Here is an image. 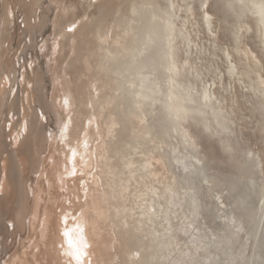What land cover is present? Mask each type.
I'll return each instance as SVG.
<instances>
[{"label": "rangeland", "instance_id": "1", "mask_svg": "<svg viewBox=\"0 0 264 264\" xmlns=\"http://www.w3.org/2000/svg\"><path fill=\"white\" fill-rule=\"evenodd\" d=\"M206 2L209 3V9L204 12ZM139 3L145 6L139 8L140 13L135 15L132 8ZM169 5L172 7V20H175L170 38L172 60L176 63L171 88L177 97L173 102L193 108L205 87L211 94L213 105L218 106L224 116V122L228 126L224 133L220 132L208 112L207 124L192 112L176 119L166 114L167 109L162 101L164 94L170 93L169 72L165 68L169 59L161 57L164 47L161 36L165 27L160 18L150 23V17L155 11V14L161 15V9ZM205 15L211 17L209 25L204 19ZM101 17L103 18L100 19ZM83 22L95 23V28L102 37H106L107 47L112 51H116V48L108 41L118 38H122L128 47H146L153 41V50H149L146 55H153L155 62L149 73L153 79V89L141 88L143 94L151 93L155 97L154 103L149 104L148 98L141 95L140 105L143 109L129 101L122 106L121 111L117 93H112L110 113L117 124L113 136L107 139V149L110 150L102 166L99 165L97 154L94 162L97 171L94 184L96 199L103 212L101 219L94 222L95 236L90 245L93 264H142L139 260L147 254L146 250L139 249L138 244L133 240L128 241V238L137 237L144 245L150 234L163 229L158 208L164 200L162 194L155 196L162 191V186L174 198L184 191L179 179L181 176L177 177L181 175V169L174 162L171 163L174 166L170 164L172 160L168 154L169 146H175L176 151L182 148L183 132L190 137L196 155L206 162V171L209 172L208 180L196 178L195 181L198 180L194 181L202 203V212L195 221L194 228L197 236L205 243L212 240L213 234L222 236L236 230L233 224H221V220L227 216L229 206L234 207L236 204L234 201L230 202L229 198L232 197L228 194L231 188L235 192L239 190V181H243L241 185H244L248 179L253 178L255 193L250 214L244 215L241 210L236 209L241 230L235 233L234 251L242 249L251 219L257 211L264 208L261 188L264 178V37L263 26L255 16L247 9L242 10L237 0H0V37L4 39L2 46L8 49L10 56L14 55V59L18 57L15 74L10 76L14 78L12 84L5 82V87L0 84V264H69L70 258L59 251L57 224L64 219L61 215L71 212L73 204L60 206V202H57L55 205L61 209L60 213L56 208L53 210L54 214L51 213L52 216L47 212L48 233L40 232L44 223V209L51 207L50 197L57 192L60 183L57 167L64 161L68 162L69 158L68 147L59 146L62 144L61 121L64 124L67 114H62L61 120L60 106L56 104L55 107L54 101L58 103L62 86L67 88L69 94L73 93L69 106L72 112V141L81 135L79 130L84 127L87 112L90 114L89 109L93 108L95 111V103L88 107L93 97L94 85L95 90L98 89L97 95L102 98L99 60L106 66L113 61L102 52L95 54L98 58L96 63L90 59L86 67L84 63L87 60L83 54V62L73 58V48L70 46L73 32L69 33L67 29L75 24L76 28L73 30H77ZM151 24L156 29L152 34V41L147 42L145 33ZM142 41L145 42L144 45L141 44ZM59 45L62 49L57 52ZM77 47L83 48L76 46V50ZM127 53L130 51L127 50ZM127 57L120 59L124 65L128 63ZM230 66L233 67L231 72ZM76 71L82 76L77 85L69 82L74 79ZM125 71L128 75L131 72ZM127 74L126 78H134L132 74ZM40 78L42 80L36 85ZM28 87L37 88L29 92L30 97L37 99L38 92L43 95L41 103L32 101V98L30 100L31 106L37 105L35 109L40 115L43 110L46 134L42 136H37L36 133L26 135L22 127L25 119L28 124L30 122L29 112L24 117ZM187 94L191 100L183 98ZM14 100L18 106L12 107ZM131 110L142 111V120L137 121L127 113ZM96 119L99 121L100 117L96 116ZM160 121L161 125L164 124L162 131L158 128ZM173 122L178 124L175 132L171 129ZM148 129L149 134L143 133ZM92 130L89 127V131ZM164 130H168L166 134ZM53 137L57 139L53 141ZM92 139L95 145L96 135ZM67 143L69 141L63 144ZM247 156L252 160L251 163H246ZM35 158L29 172H24L23 165L29 166ZM51 158H54L55 165H50ZM146 162H150L149 165ZM253 163L256 165L254 169ZM49 166L56 182L52 193H48L47 189L46 172L50 173ZM64 167L62 165L61 171H64ZM18 174L24 183L26 195L25 214L21 223L12 218L11 209L16 198L9 188L11 175ZM129 175L132 177L129 178ZM103 191L106 198L102 201ZM3 195L7 200L4 204ZM35 209L38 218L32 223ZM169 209L178 210L182 220H188L191 216L189 199L181 200L177 207L170 206ZM215 209L217 216L214 214ZM72 219L71 215H67L66 222L61 224L69 225ZM174 220L172 225L178 223V218ZM259 225L258 229L261 231L262 222ZM174 226L165 231L163 238H167L169 232L175 233ZM84 232L80 234L86 241ZM190 233H187L189 236L183 235L188 239ZM127 234L130 236L127 237ZM261 234L258 235L259 239L262 236L264 241V230ZM178 235L175 242L177 240L180 243L172 241L170 257L177 252L179 246L186 247L187 243L181 244L187 242L186 237ZM195 246L196 244L191 248ZM159 261L156 258L152 264H158ZM227 263L228 256L220 249L218 261L214 264ZM251 264H264V259L258 257Z\"/></svg>", "mask_w": 264, "mask_h": 264}, {"label": "bare ground", "instance_id": "2", "mask_svg": "<svg viewBox=\"0 0 264 264\" xmlns=\"http://www.w3.org/2000/svg\"><path fill=\"white\" fill-rule=\"evenodd\" d=\"M237 1L240 3L242 10L247 9L249 13L253 14L255 18L257 19V21H259L262 24L263 37H264V0H237ZM144 6L145 4L143 3H139V5H134L132 8L133 14L139 12L138 9ZM155 12L151 13L150 23L156 18H160L163 21L165 32L161 36V38L163 39V46H164L162 49L161 57L169 59V61L166 62L165 68L167 69V72H169L168 82H169L170 88L168 89L170 93L164 94L165 98L162 101L165 108L167 109V112H166L167 116L173 119H176L178 117L186 116L187 113L192 112L198 115L207 124L208 117L206 113L208 112L210 113V117L213 119V121L215 122L220 132L221 131H223V133L226 132L225 129H227L228 126L224 122V116L221 113V109L218 108V106L215 107L213 105L211 101V96H210L211 94H209L208 90L205 87H203V89L201 90L197 104L193 108H190L191 106L187 108L182 105L174 104L173 99L177 96L172 92V88H171L173 86V83H172V80L174 78L173 73L175 72V69H176V63L174 62V60H172L173 59L171 55L172 45L170 41V38L172 36V25L174 23L173 22L174 19L172 20V16H173L172 7L171 5L165 6L163 9H161V15H159V13H156L158 14L156 15ZM102 18L103 17H101L100 19ZM205 21L209 25V21L208 20H205ZM155 29L153 25L151 24L149 29L145 33V37H147V42L152 41V34H154ZM125 34H127L126 31H125ZM103 35H105L104 32H103ZM91 36H93L94 38ZM71 37L72 38H71L70 46L73 48L72 56H74L73 58L78 59V61L80 60L83 62L82 57H81V55L83 54V56H85L87 60L85 61L84 59L85 67L89 64L90 59L95 63L97 62L98 58L95 57V54L98 52H102L104 56L112 58L111 60L113 61L110 63V65L106 66L104 62H101V60H99L100 62L98 66H99V72L101 74L100 76L101 82L99 83L103 85L101 89L102 98H99V96L97 95L98 89L95 90L96 89L94 85L95 83H91L92 85H94V89H93V97H92V100L88 103V107L91 104L95 103L96 108L94 111L92 110L93 108L90 107L91 108L89 109L90 114L89 112H87L86 120L83 123L84 127L82 130L81 129L79 130V133L81 135L77 136L78 139L75 138L74 140L72 139L71 141V136H70V129H71V123H72V112L69 109V106L71 104V100L73 99L72 97L73 93L71 94L70 92L69 94L67 92V88H62L63 87L62 86L61 87L62 93L59 89L61 93V95L59 94V96L61 97L59 98L58 103L54 101L55 107H56V104L60 106L59 112L61 114V120H63L62 114L64 113L67 114L66 121L64 122V124H63V121H61V124L63 125L61 129L62 130L61 136H60L62 138L61 139L62 144L60 143L59 146L68 147L69 158L67 159L68 162L65 163L64 161V163H61L60 165L57 164L58 165L57 176L59 178L58 180L60 181V183L57 186L58 187L57 192H55L50 197L52 201L51 207H46L44 209V212H45L43 214L44 223L40 227V230H41L40 232L48 233V225H47V218H46L47 212L48 214L50 213L49 214L50 216H52L54 214L53 210L54 208H56V210L58 209L57 212L60 213L61 209L56 207L57 205H55L57 204V202L58 203L60 202L59 204L60 206L73 204L71 212H67L65 210V212L67 213H64L63 215H61L64 219L60 220V222H58L57 224V227L59 229V240H60L59 241V245H60L59 251L62 252L63 254H66L72 251V249L69 247L70 240L74 244H77L78 246V241L81 238L80 229L82 227L85 229L84 237L86 239V242H88L89 245H91L94 239V236H95V234L93 233L96 227L94 225V222L101 219V214L103 212V209H101L98 206L99 202L96 199L97 193H96V186L94 184H95V177H96L97 171L95 170L96 165L94 166V162L96 161L95 154H97V157L99 158L97 159L100 163L99 165L102 166L103 160L108 156V152L110 150V149H107V143L109 142L107 139L113 136L114 131H115V126L117 124L116 120L113 119L110 113V105L112 104V93L114 92L117 93V97L119 100L118 105H120L119 109L121 111L123 110L122 106L127 104L129 101H132L134 104L142 108L140 105L141 95H145V99L146 97L148 98L149 104L154 103V100H155V97L150 95L151 93L143 94L141 92V88L143 87L149 88L151 90L154 87L152 76L151 74H149L151 71L150 69L154 68V63H155L154 58H153L154 56L146 55V53H148L149 50L150 51L151 49L153 50L152 48L153 41L151 42V45L149 44L146 47H143V46L128 47L122 38H118L116 40L108 41L110 45L116 48V51H112L109 47H107V44H106L107 39H105L106 37L105 38L102 37V35L98 32L97 28H95V23L87 24L84 22H83V25L79 29L73 30V34H71ZM144 43L145 42L143 41L141 42L142 45H144ZM57 44L54 47V49L57 47ZM76 46H83V48L77 47V50H76L75 48ZM60 48L62 49V46L59 45V48L56 51L58 52ZM143 48H144V51H143ZM127 50H129L130 53H127ZM60 51L62 52V50ZM125 56H128L127 57L128 63L124 65V62L122 60L120 61V59H122ZM232 68H233L232 66L229 67V72L232 71ZM125 70H128L129 72L131 71L129 75L132 74L134 78H131V79L130 77L126 78L127 76L125 74L127 73H125L126 72ZM85 74H87V72H85ZM109 75L111 76L110 80H109L110 78ZM81 77H82L81 74L78 75V71H76L74 74V79L69 80V82L71 84L77 85L79 82H81ZM41 80H42L41 78L39 81L37 80L38 82H36V85H38ZM134 83L135 85H133ZM28 88L30 90L27 89L28 90L27 103H26L27 108L26 109L24 108V117L26 116L27 112H29L30 122L28 124V120L25 119L22 127L24 128V131H26V135H28L29 133L30 134L36 133L37 136H42L46 134V130L44 129V124H43L44 120L42 118L44 116V115L42 116L43 110L40 109L41 110V115H40V113H38V111L35 109L36 108L35 106L37 105L31 106L30 100L32 97H30L29 92L32 91L33 87L31 88L28 87ZM34 89H37V88L34 87ZM159 92L160 91H158V93ZM205 92H207L210 99H207V100L205 99ZM42 97L43 95L39 94L38 92L37 99L33 97L32 101L35 100L36 102L41 103ZM183 98L186 100H191V97L189 94L185 95ZM262 98L264 99V93H263ZM65 100L68 101L67 105H65L64 103ZM15 105H17V103L14 100V104H12V107H14ZM57 111L58 110H56V112ZM127 113H130L131 115H133L137 121L142 120L144 116V113L142 111H137V110L136 111L131 110ZM96 116L100 117L99 121H97ZM161 123L162 121H160L158 128L159 130L162 131V129H164V124L161 125ZM177 125L178 124L176 122H173L172 127H171L173 132H175ZM99 126H101L102 129ZM89 127H92L93 130L89 131ZM149 129L143 131V133L149 134L152 128L150 130ZM138 131L139 129H137V132ZM167 131L168 130H164L165 134L167 133ZM52 134L53 133H51L50 138L52 137ZM94 135H96L97 137V142L95 141L96 142L95 145L92 139ZM55 139H57V137L56 138L53 137V141ZM68 141L69 143L63 144L64 142L66 143ZM181 143L183 144L182 148L178 151H176L175 146H169L168 154H170V159L172 160L170 164L174 162L181 169V173H180L181 175L179 176L177 175V177L181 176V178H179L181 182L180 181L179 182L182 184L184 191L180 193L179 196L174 198L168 193L166 188L162 186V191L158 195H155V196H159L160 194H162L163 200H164V202L161 203L158 208L159 218L161 217V220L163 221V229L161 227L162 229L161 231L155 230L153 234H150V236H148L147 238V242L144 241L147 244H144V245L143 243H141V241H139V239H137V237L134 239L128 238V241L133 240L134 243L138 244L139 249H144L147 252V254L143 258H141L139 262H141L142 264H152L154 259L159 258L160 263L158 264H214L218 261V251L220 249H222L225 252V254L228 256L227 264H251L252 261L254 259H257L258 257L261 260L264 259V241L262 240V236H260V239L258 236V235H262L261 232L264 230V208H261L259 211H257L256 215L251 219L250 228H249V231L246 233L247 237L244 241L242 249L238 248V250L234 251L235 233L241 230L240 218L237 214V211L239 209L244 213V215L250 214L251 202H252L253 195L255 193L253 189V185H254L253 178L248 179L244 185H241L243 181L242 182L239 181L240 183L239 190L235 192L231 188L230 193L228 194L229 197H232V198H229L231 199L230 202L234 201L236 202V204L234 205V207L229 206L226 218L225 219L221 218L222 219L221 224L222 225L226 223L233 224L236 230H234V232L232 233H227V234L225 233L222 236H219V235L217 236L216 234H213L212 240L207 243H205V241L200 236H197V233H195L194 223L198 219L200 213L202 212V203H201V198L197 194V183H194V181L196 178H200L201 181L208 180L209 172L207 173L206 171L207 169L206 164H205L206 162L205 161L203 162V160H201L200 157L196 155L195 150L192 146V142L190 141V137L188 136L186 132H183L181 134ZM51 160L52 162H50L51 163L50 165L51 166L55 165V162H53L54 158H51ZM33 161L34 162L31 161L29 166L27 167L23 165L24 172L25 171L29 172L30 168L35 163L36 158ZM246 161H247L246 163L252 162V160L248 156H247ZM146 163L149 165L150 162H146ZM62 165L65 166L64 171H61ZM171 165L174 166V164H171ZM255 167L256 165L255 163H253L252 168L254 169ZM49 169H50V173L48 174L46 172L47 189H48V193H52L53 189L55 188L56 182L53 179L54 174L50 166H49ZM73 170H75V175H70V173H72ZM133 172H135V170L132 171V173ZM66 177L68 178L66 179ZM131 177L129 175V178ZM68 182L70 183L68 184ZM23 184L24 183L22 182V178L20 177V174L15 175V176L11 175L9 188L12 194L15 193V198H16V201L14 202V206L12 205L13 208L11 209V215L14 221L20 222V223L25 214L24 212H25V196L26 195L24 193L25 190H23V187H24ZM261 188H263V197H264V178L262 179ZM261 188H259L260 189L259 192H261ZM5 195H3L4 198H2V204L7 203V200H6L7 195L6 196ZM101 196H102L101 200L102 199L105 200L106 195L104 191L101 193ZM187 199H189V203H190L191 216L189 217L188 220H182V218L179 217L180 212L178 210H171L169 208L170 206L177 207L181 200H187ZM37 207L38 205L36 204V209ZM36 209L33 214L32 223L38 218ZM78 212H80V214H78ZM214 214L215 216H217L216 209L214 211ZM67 215H71L73 219L69 225H62L61 224L62 222H66ZM218 217L220 218V215ZM218 217L217 219H219ZM177 218H178V223L176 225L175 224L172 225L171 224V222L173 223L172 220L173 219L177 220ZM149 219L150 218H148V221ZM261 222H262V229L260 231L258 228ZM172 226L175 227V233L170 234L169 232V236L167 238L164 237L165 238L164 239L163 235L165 234V231L170 229ZM189 231L191 232L190 233L191 235L187 239V237L184 235H186ZM65 232L68 233L67 236L64 235ZM178 234H181V235L184 234L182 237H186L187 242L184 241V242H181V244L187 243L189 246H187V244H186V247L179 246V249L177 250V252H175L173 256L170 257L171 250H172V248H170V244H173L172 241H174V243H177V244L180 243V242H177V240L175 242V239H177L179 236ZM124 235H126V233ZM128 236L130 235L127 234V237ZM187 236L189 235L187 234ZM139 238L142 240L141 236ZM194 244H196V246L192 249L191 247ZM249 247H250V251L248 252ZM261 263H263V261H261Z\"/></svg>", "mask_w": 264, "mask_h": 264}, {"label": "snow or ice", "instance_id": "3", "mask_svg": "<svg viewBox=\"0 0 264 264\" xmlns=\"http://www.w3.org/2000/svg\"><path fill=\"white\" fill-rule=\"evenodd\" d=\"M209 9V3H205L204 4V12H207ZM205 20H210L211 17L205 15L204 17ZM76 28L75 24H72L71 27H69L67 29V31L69 33L73 32V29ZM205 99H210L209 95L207 94V92H205ZM65 105H67L68 101L65 100L64 101ZM44 114L42 113V116ZM225 131H227V129H225ZM129 167H132L131 165H129ZM70 175H75V170H73L72 173H70ZM80 232L83 233L84 229L81 228ZM65 236L68 235L67 232L64 233ZM69 247L72 249V251L66 253V255L70 258L69 259V264H93V260L90 259L91 256V252H90V245L88 242H86L83 238V236H81L80 240L78 241V246L77 244H74L71 240L69 241Z\"/></svg>", "mask_w": 264, "mask_h": 264}, {"label": "flooded vegetation", "instance_id": "4", "mask_svg": "<svg viewBox=\"0 0 264 264\" xmlns=\"http://www.w3.org/2000/svg\"><path fill=\"white\" fill-rule=\"evenodd\" d=\"M4 39L0 37V82L1 86L5 87V82L11 85L14 78H11V74H15L17 58L14 59V55L8 54V49L2 46ZM14 76V75H12Z\"/></svg>", "mask_w": 264, "mask_h": 264}]
</instances>
